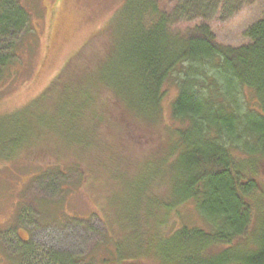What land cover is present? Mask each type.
<instances>
[{"label":"trees","instance_id":"16d2710c","mask_svg":"<svg viewBox=\"0 0 264 264\" xmlns=\"http://www.w3.org/2000/svg\"><path fill=\"white\" fill-rule=\"evenodd\" d=\"M172 1L124 0L35 99L0 113V160L41 159L40 165L59 171L69 162L80 181L92 171L87 184L96 174L107 180L111 174L132 186L137 207L130 203L126 217L106 211L126 221L117 222L118 232L128 230L116 242L118 264H264V14L243 29L242 43H223L206 19L210 8L199 7V0H177L170 7ZM233 3L221 13L240 9ZM23 4L0 0V75L18 57L17 36L34 29ZM217 6L214 0L213 10ZM8 7L15 11L9 17ZM179 11L187 16L180 18ZM171 77L177 92L172 122L166 123L162 102ZM51 94L62 99L54 113ZM54 117L84 123L62 126L75 133L70 144L78 147L63 149L79 154L74 161L57 156L45 162L35 153L40 139L57 130ZM86 128L100 137L90 139ZM148 138L152 150L139 167L118 172V162L128 165L130 157L123 148L135 150V140ZM106 139H114L112 150L102 152ZM190 204L196 220L183 221L180 213ZM17 240L29 253L30 241L19 233Z\"/></svg>","mask_w":264,"mask_h":264},{"label":"rangeland","instance_id":"374dc122","mask_svg":"<svg viewBox=\"0 0 264 264\" xmlns=\"http://www.w3.org/2000/svg\"><path fill=\"white\" fill-rule=\"evenodd\" d=\"M22 1L32 17L34 29L32 31L31 27V32L27 31L28 34L21 32L17 36L15 41L19 42L22 39L20 44H17L18 57L14 56L0 75V113H12L35 99L59 73L66 60L109 22L124 0ZM173 1L168 3L170 7L173 6ZM216 1L217 9L213 10L214 0H199V7L210 8L206 19L210 21L217 39L223 43H242L245 40L242 35L243 29L255 18L264 14V0H237L241 7L235 12L231 11V15L221 12L224 10V5L229 3L235 7L233 2L236 0ZM12 10L14 11L13 8L8 7L7 17L11 15ZM186 14L179 11L178 15L180 18H185ZM199 18L196 17L193 20ZM48 30L52 33L50 39L47 36ZM164 91L163 120L171 123V102L177 92L174 77L167 80ZM246 92L249 101L253 103L250 92L248 90ZM51 95H49L51 96L49 104L52 107L56 106L52 109L54 113L62 99L58 94ZM52 121L53 124L58 125L57 130L40 139L41 146L35 151L38 154L37 157L44 158L45 162L57 156H65L74 161L79 154L76 153L73 156L63 150L78 147L74 145V142L70 144L75 133L69 132L68 127H84V123L80 122L79 118H71L60 123V119L54 117ZM63 125L68 127L63 128ZM86 130L90 139L92 135L100 137L98 134H93V128H86ZM80 135L84 137V134ZM148 141L149 144L146 143ZM106 142L107 147L101 150L102 152L112 150L114 139H106ZM139 143L135 140V150L130 146L123 148L130 152V157L127 158L129 166L125 164L126 160L118 162V172L124 175L126 172H134L149 155L148 152L152 150L150 138ZM107 154L108 152L105 155ZM34 163L0 160V264H63L62 259L67 258L69 264L70 262H75L74 264L120 263L117 259L116 242L120 237L126 239L125 233L128 230L121 229L118 232L117 222L120 221L123 225L126 221L122 218L114 220V216L106 211L112 209L114 213L126 217L125 212L127 207H130V203L135 204L136 207L139 204V198L133 196L134 188L128 186L124 180L121 183L119 177L113 179L111 174H109V180L106 175L96 174V179L90 180L91 182L87 184L86 179L92 176V171L88 169L83 181L82 179L80 181L78 172L69 162L62 165L63 171H59L58 167L52 165H46L45 168L40 165L43 164L41 159ZM82 165L84 167L85 164L82 163ZM100 168L103 171L107 170L104 165ZM44 169H47L46 173L40 174ZM117 171L115 170L119 176ZM39 174L43 177L34 180L37 175L40 177ZM29 175L31 179H27ZM144 194L141 200L146 204L148 203L147 191ZM95 196L101 202L100 204L93 201ZM43 197L47 200L42 199ZM191 208L192 204L182 209L180 214L183 221L196 220V216L191 213L193 209ZM20 209H24L21 218ZM36 210H42L43 213L40 214ZM105 213L109 218L108 221L105 220ZM15 226L18 228H14ZM17 233L21 239L30 241L29 253L23 247L21 248ZM135 248L138 247L135 246ZM58 257L62 258L61 263L59 260L55 261ZM76 257L85 259L86 262L77 261Z\"/></svg>","mask_w":264,"mask_h":264}]
</instances>
